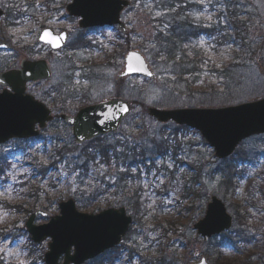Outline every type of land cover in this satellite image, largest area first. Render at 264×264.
Returning <instances> with one entry per match:
<instances>
[{
    "label": "rangeland",
    "instance_id": "1",
    "mask_svg": "<svg viewBox=\"0 0 264 264\" xmlns=\"http://www.w3.org/2000/svg\"><path fill=\"white\" fill-rule=\"evenodd\" d=\"M70 1L0 0L5 11L11 8L0 17V44L6 45L0 49V72L18 66L22 58L47 59L51 69L49 79L29 84L27 91L56 115L71 113L82 100L96 102L116 94L133 100L134 105L115 133L82 146L74 144L70 127L58 117L29 141L0 144L4 163L0 170V264H44L41 256L48 239L39 245L31 242L23 227L29 213L22 209L31 206H25L26 203L41 202L43 206L38 203L37 207L47 208L49 217L58 214L60 201L73 197L77 205H83L81 211L95 212L109 206H124V190L138 186L142 220L132 225L135 231L120 242L122 254L114 264H148L151 257L189 264L213 243L228 242L232 233L220 234L203 243L193 229L212 195L224 201L230 214L235 204L240 211L248 212V217L239 221L245 223L241 228H246L249 237L240 242L239 250L230 243L220 255L207 252L209 261L217 260V264H244L248 258L262 261L264 134L244 139L231 156L219 159L198 132L160 124L148 114L147 108H212L261 98L264 0H187L185 13L199 20L205 29H214L216 20L225 19L227 3L237 8L238 18L247 24L241 35L244 39H236L231 30L230 40L218 49L213 40L215 32L200 31L187 45L189 50L195 47L205 56L203 64L193 73L183 71L180 76L159 53L156 42V34L164 27L168 14L163 0H132L121 14L129 28L128 37L114 27L100 28L86 36L87 44L75 49L71 43L78 34V19L66 13L65 6ZM160 21L163 26H159ZM45 26L55 32L62 29L69 32L62 50L52 52L37 41L40 29ZM125 40L131 43L130 48L145 54L154 72L153 79L118 78L127 51ZM162 139L167 144H161ZM128 141L146 156L154 155L146 161V167L132 164L127 172L126 165L130 163L125 165L101 155L105 149ZM231 158L235 159L237 169L242 165L244 170L238 177L235 195L228 197L229 205L223 198L224 186L219 184L217 175L221 167L232 162ZM150 161L153 165L149 166ZM191 175L200 179L199 184H190L194 194L182 189L183 180ZM48 217H37L34 222L44 223Z\"/></svg>",
    "mask_w": 264,
    "mask_h": 264
},
{
    "label": "water",
    "instance_id": "2",
    "mask_svg": "<svg viewBox=\"0 0 264 264\" xmlns=\"http://www.w3.org/2000/svg\"><path fill=\"white\" fill-rule=\"evenodd\" d=\"M129 3L128 0H71L66 10L70 15L80 18L79 28L117 25L118 29L125 33L127 29L120 21L119 15ZM2 14L3 10L0 9V16ZM45 31L51 32L53 37L64 35L65 39L59 41L58 47L50 45L46 39L41 38ZM66 38V31L57 34L51 28L44 27L39 32L38 41L49 45L51 49H58L64 45ZM3 48L5 47H0ZM132 53L141 57L147 72L129 70V57ZM123 61L124 66L118 74L119 78L130 75L154 78L153 71L138 49L129 50ZM132 63L136 62L133 60ZM260 70L264 73V67ZM49 76V66L43 59H22L18 69L0 73V85L10 87V90L3 89L0 92V143L10 138L35 136L53 118L43 103L25 93L26 82L48 79ZM131 106L124 98L112 97L86 105L73 116L61 114V118L71 125L75 142L82 144L95 136L115 132L130 113ZM125 108L127 111L123 110ZM148 114L158 122L173 121L196 129L214 149V155L219 159L232 154L243 139L264 133V96L216 108L149 107ZM36 124L38 129H35ZM38 214L45 216L46 212L34 211L26 220L25 227L36 243L50 238L48 250L44 253L46 264H59L61 255H64L62 264H82L114 247L131 222V216L126 214L124 207L107 208L96 214L84 213L76 209L72 198L60 202L59 214L51 217L47 223L35 225L33 221ZM231 223V216L227 213L224 203L213 195L207 203L204 216L194 223L193 227L205 239L229 229ZM191 264L209 263L205 257H201L199 261Z\"/></svg>",
    "mask_w": 264,
    "mask_h": 264
},
{
    "label": "trees",
    "instance_id": "3",
    "mask_svg": "<svg viewBox=\"0 0 264 264\" xmlns=\"http://www.w3.org/2000/svg\"><path fill=\"white\" fill-rule=\"evenodd\" d=\"M162 2L166 6L165 8H168V14H167V19L164 21L165 22L164 27L160 28L159 32H157L156 34V42H158L159 43L158 45L160 46L159 53L164 57L165 61L168 62V65L170 67L175 68L176 70L175 73L177 74V76H180V74H182L183 71L185 73H193L194 71L199 69L198 67L200 64H203L202 62L204 61L205 56L199 51V49H195V47L189 50L187 45L190 39L198 36L200 31L204 30L206 31L207 34H212V32H215L214 34L215 38L213 40L214 43H216L217 49L220 46H222L227 40H230L231 30L233 31L232 32L233 35L236 36V39L238 40L244 39V36L241 35L246 32L245 24H247V21L238 18L237 15L238 10L237 8L233 7V4L229 5L227 3V7L224 6V8L226 7V17L223 21L216 20L215 25H213L214 29H212L211 27L205 29L203 28V24L199 23V20L190 17L188 14L185 13V7L183 6L184 4L182 3L183 0H163ZM185 3L187 4V2ZM8 9H6V11ZM159 26H163V21H160ZM77 33L78 34L76 35L75 40H73V42L71 43L73 49H75L76 47H83L85 44H87L86 36H88L89 33L85 30H77ZM123 36L128 37L129 35L126 34ZM128 41L129 40H125V47H127L126 48L127 50L131 46V43ZM188 52L190 56H188ZM89 101L90 100H82L81 101L82 103L79 105V107L88 103ZM131 101L134 102L133 100ZM79 107L77 106L75 108L73 107L72 108L74 111H76ZM178 128L188 129L184 126H178ZM97 139H100V137ZM97 139L92 141H96ZM201 140L204 141V139L202 138ZM92 141L88 143H91ZM162 143L167 144V140L162 139L161 144ZM138 150H139L138 146L136 147L135 145H133L128 141V142L118 143L116 146L114 145L105 149L101 155H103V158L113 157L116 159L117 162L122 161V163H125V165L130 163L129 165H126L127 172H130L131 171L129 170L130 165L136 164L141 166V164H144L146 167L148 165L146 164V161L149 158L151 159L154 158V155H150L149 157L143 154L142 150L139 151ZM163 153L164 155L166 154L165 151H163ZM160 154L162 155V153ZM238 159H240V157H238ZM2 160L3 158L0 157V170L2 169V165L4 164L2 163ZM149 163H150L149 166L153 165L152 161H150ZM201 164H199L198 166L201 167ZM187 165L189 168L192 167L191 164H187ZM220 170H217L220 171V173L217 175V179L219 184L224 186L223 198L228 203L229 202L228 197L232 198V195L233 196L235 195L236 187L238 184V177L242 175L244 166L240 165L238 166L237 169L236 161L235 159H233L230 164L227 165L225 164V167L224 168L221 167ZM199 180L200 179H198L196 175L187 176V179L183 180L184 183L182 189L185 191V193L194 194L195 192L190 188V184L195 182H198L199 184L200 183ZM263 182H264V176H263ZM139 191H140L139 186L136 187L134 190H131L130 187H128L127 190H124V194H123L124 196L123 205L132 214L133 217L132 225L137 223L140 224L142 220L141 219L142 217H140L141 216L140 209H142L143 207L140 204L141 203L140 200H138L140 198ZM81 193H83V191H81L78 194ZM94 193H92V195H94ZM228 194L229 196H227ZM129 196H131V199ZM38 203L41 206H43L41 202L33 201V203L25 204V206L27 207L31 205L28 209H22V210H24L26 213H29L37 207ZM228 204L230 205V203ZM80 206L83 205L80 204ZM232 206L233 209H235L233 211L234 226L232 231L229 232L232 233V236L228 237V242L225 241L224 243L221 242L213 243V245L207 248L206 250L207 252H214L215 254L220 255L221 253H223L225 247H228L230 243H234L236 246H234L233 244L232 245L236 247L235 250H239L238 245L240 244V242L245 241V239L249 237L248 236L249 234L245 233L246 228L244 229L241 228L245 223L243 221H239V219L248 217V212L246 210L240 211L238 205L236 204ZM134 231L135 230L133 229V227H131L127 232L126 236L129 233H133ZM229 233H225V235L227 236ZM117 251L119 252L118 255H117ZM207 252L206 253L203 252V254L205 256H208ZM106 254H108L111 257H106ZM121 254H122V247L120 246V248L113 249L108 253L106 252L103 255L85 264H114V261L117 259V257H120ZM263 255H264V250H263ZM248 259L249 260L247 262L245 261L244 264H262V262H264V259L262 261H258L259 263L256 261H251L252 258H248ZM210 262L212 264H217V260L210 259ZM148 264H174V263L173 261L165 257H151ZM237 264L240 263L238 262Z\"/></svg>",
    "mask_w": 264,
    "mask_h": 264
},
{
    "label": "snow or ice",
    "instance_id": "4",
    "mask_svg": "<svg viewBox=\"0 0 264 264\" xmlns=\"http://www.w3.org/2000/svg\"><path fill=\"white\" fill-rule=\"evenodd\" d=\"M41 38L46 39V42L49 43L50 45H55L57 47L59 46V41L65 39L64 35H61L59 37H53L52 33L49 32V31H45ZM0 47H6V45L0 44ZM133 60L136 62L135 64L132 63ZM128 68H129L130 71H144V72H147V69L144 66L143 60L136 53H132L131 56L129 57ZM123 110L127 111L126 108L123 109Z\"/></svg>",
    "mask_w": 264,
    "mask_h": 264
},
{
    "label": "flooded vegetation",
    "instance_id": "5",
    "mask_svg": "<svg viewBox=\"0 0 264 264\" xmlns=\"http://www.w3.org/2000/svg\"><path fill=\"white\" fill-rule=\"evenodd\" d=\"M129 7H130V6L124 8V9L120 12V17H121V14L123 13V11H124L125 9L129 8Z\"/></svg>",
    "mask_w": 264,
    "mask_h": 264
}]
</instances>
